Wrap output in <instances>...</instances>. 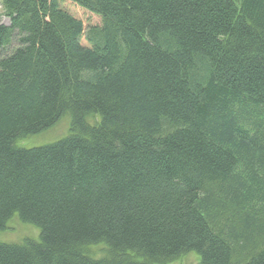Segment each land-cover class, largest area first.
Instances as JSON below:
<instances>
[{
    "label": "trees",
    "instance_id": "trees-1",
    "mask_svg": "<svg viewBox=\"0 0 264 264\" xmlns=\"http://www.w3.org/2000/svg\"><path fill=\"white\" fill-rule=\"evenodd\" d=\"M2 8L0 264H264V0Z\"/></svg>",
    "mask_w": 264,
    "mask_h": 264
},
{
    "label": "rangeland",
    "instance_id": "rangeland-1",
    "mask_svg": "<svg viewBox=\"0 0 264 264\" xmlns=\"http://www.w3.org/2000/svg\"><path fill=\"white\" fill-rule=\"evenodd\" d=\"M82 18L90 24H98L99 22L98 18L91 17L87 13H84ZM0 24L9 25L8 18L4 16L2 0H0ZM69 125L70 116L65 115L51 130L21 140L17 143V146L21 148L41 147L60 141L68 134ZM38 235L39 230L37 228L24 224L18 218L14 217L8 221L6 229L0 233V242L5 244H19L24 239L37 240ZM92 252L94 255L99 256L102 254V249L95 248ZM197 262V255L188 254L169 264H197Z\"/></svg>",
    "mask_w": 264,
    "mask_h": 264
}]
</instances>
